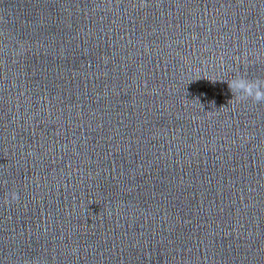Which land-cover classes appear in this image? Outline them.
Returning a JSON list of instances; mask_svg holds the SVG:
<instances>
[{"label": "water", "instance_id": "water-1", "mask_svg": "<svg viewBox=\"0 0 264 264\" xmlns=\"http://www.w3.org/2000/svg\"><path fill=\"white\" fill-rule=\"evenodd\" d=\"M263 59L264 0H0V230L116 140Z\"/></svg>", "mask_w": 264, "mask_h": 264}, {"label": "clouds", "instance_id": "clouds-1", "mask_svg": "<svg viewBox=\"0 0 264 264\" xmlns=\"http://www.w3.org/2000/svg\"><path fill=\"white\" fill-rule=\"evenodd\" d=\"M231 93L238 95L240 100L252 99L256 103L264 102V82L249 80L244 76H238L227 82ZM11 201L19 200V193H9Z\"/></svg>", "mask_w": 264, "mask_h": 264}]
</instances>
